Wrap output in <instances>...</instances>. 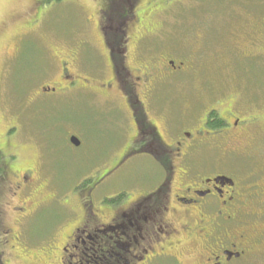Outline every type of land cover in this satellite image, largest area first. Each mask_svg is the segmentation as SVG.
I'll return each mask as SVG.
<instances>
[{
  "label": "flooded vegetation",
  "instance_id": "flooded-vegetation-1",
  "mask_svg": "<svg viewBox=\"0 0 264 264\" xmlns=\"http://www.w3.org/2000/svg\"><path fill=\"white\" fill-rule=\"evenodd\" d=\"M174 2L92 0L105 62L90 73L79 50L56 51L58 83L37 96L121 100L130 120L88 124L91 136L77 122L80 135L71 133L65 144L72 152L90 149L83 170L59 161L23 164L12 144L18 129H7L0 140V264H264V25L246 32L245 50L229 48L221 30L206 52L190 46L188 57L153 56L155 21ZM242 10L229 13L247 14ZM41 16L38 8L16 16L13 26L32 31ZM201 61L207 86L181 91ZM184 99L187 112L180 110ZM111 102L107 112L115 113ZM138 159L150 165L116 183ZM53 171L82 178L62 201L60 187L59 196L52 193Z\"/></svg>",
  "mask_w": 264,
  "mask_h": 264
},
{
  "label": "rangeland",
  "instance_id": "rangeland-1",
  "mask_svg": "<svg viewBox=\"0 0 264 264\" xmlns=\"http://www.w3.org/2000/svg\"><path fill=\"white\" fill-rule=\"evenodd\" d=\"M176 1L170 6L171 11L161 13L158 21H155L149 38V52L153 56V53L162 51V55L158 54L157 57L171 54L188 57L190 46L191 52H206L209 42L216 39L221 41V30L227 34L229 48L238 46L245 50L246 32L257 23L264 25V0H232L235 1L234 4L226 7L222 14L212 6L213 0ZM35 2L36 0H0V140H5L8 128H17L12 136V144L21 155L23 164L59 161L71 164L74 170L82 164L80 168L83 170L87 168L84 160L91 156L90 149L72 152L65 144L71 133L80 135L77 122L83 121L85 131L91 136L88 124L115 121L122 126L130 118L121 100L113 103L109 99L116 106L113 108L115 113H108L109 100L91 93L82 97L76 96V93L37 96L42 90L54 88L58 83L60 61L56 51L68 53L79 50L81 63L87 66L90 73L94 67L105 62V50L96 27V19L93 18L97 4L92 5V0H63L60 3L38 0L39 5ZM80 4H85L86 9ZM38 8L42 12V21L32 31L25 28L23 23L13 26L12 21L16 16L26 18ZM232 8L243 9L248 15L234 17L229 13ZM91 18L92 22L88 23L87 19ZM8 23L12 27L9 26L4 31L3 24ZM215 25L216 30H211L210 27ZM198 62L197 66H200ZM201 62L199 75L188 74L182 82L181 91L190 93L196 86H207H204L205 64ZM205 62L212 66L210 59H205ZM245 66L247 65L244 64ZM211 77L212 84H216L218 76ZM180 107L182 112H187L190 107L188 99L182 100ZM89 135L85 136L89 138ZM46 138L50 140L47 141ZM55 152L65 155L74 153L77 161L68 155L54 156L51 160L48 154ZM148 165L149 161L145 160L129 161L117 173L116 183L120 177L127 178L134 171H140ZM53 173L55 177H52V193L59 196V187L64 191L60 193L62 197L58 198L59 201L71 196L72 189L68 187L78 184L82 179L76 172L69 171L63 178L57 177L63 176L62 171H59V175L56 171Z\"/></svg>",
  "mask_w": 264,
  "mask_h": 264
},
{
  "label": "trees",
  "instance_id": "trees-1",
  "mask_svg": "<svg viewBox=\"0 0 264 264\" xmlns=\"http://www.w3.org/2000/svg\"><path fill=\"white\" fill-rule=\"evenodd\" d=\"M62 1L63 0H49V2H53V3H60ZM234 2L232 0H215L213 3L211 2V4H212V6L220 9V8H226L229 5H233ZM210 28H212L213 30H216V25L214 27H210ZM45 131H47V130H45ZM48 135H49V132H48ZM47 138L45 140L49 141L50 139H47Z\"/></svg>",
  "mask_w": 264,
  "mask_h": 264
},
{
  "label": "water",
  "instance_id": "water-1",
  "mask_svg": "<svg viewBox=\"0 0 264 264\" xmlns=\"http://www.w3.org/2000/svg\"><path fill=\"white\" fill-rule=\"evenodd\" d=\"M71 143L75 146V147H79L81 145V141L77 138V137H72L71 138Z\"/></svg>",
  "mask_w": 264,
  "mask_h": 264
},
{
  "label": "snow or ice",
  "instance_id": "snow-or-ice-1",
  "mask_svg": "<svg viewBox=\"0 0 264 264\" xmlns=\"http://www.w3.org/2000/svg\"><path fill=\"white\" fill-rule=\"evenodd\" d=\"M0 147H2V145H0Z\"/></svg>",
  "mask_w": 264,
  "mask_h": 264
}]
</instances>
